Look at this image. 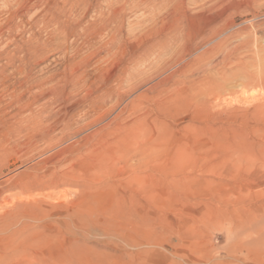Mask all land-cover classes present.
I'll use <instances>...</instances> for the list:
<instances>
[{"label":"rangeland","instance_id":"1","mask_svg":"<svg viewBox=\"0 0 264 264\" xmlns=\"http://www.w3.org/2000/svg\"><path fill=\"white\" fill-rule=\"evenodd\" d=\"M263 63L264 0H0V264H264Z\"/></svg>","mask_w":264,"mask_h":264},{"label":"bare ground","instance_id":"2","mask_svg":"<svg viewBox=\"0 0 264 264\" xmlns=\"http://www.w3.org/2000/svg\"><path fill=\"white\" fill-rule=\"evenodd\" d=\"M210 1H212V0H210ZM181 2H183V1H181ZM183 4H184V2H183ZM180 5H179V7H180ZM202 5H204V4H202ZM171 9H173V8H171ZM178 11L180 12V9ZM179 12H178V14H179ZM190 12H192V11H190ZM175 13H177V12H175ZM169 15L173 19V17L171 16V14H169ZM172 15H174V14H172ZM182 17H183V15H182ZM173 22H175V20ZM187 22H188V20H187ZM219 49H220V47H219ZM243 51H244V49H243ZM237 52L238 51H237L236 48L225 49V51L222 52L219 60L216 61L215 64H213L214 65L213 67H215V66L216 67H219V68L221 67L220 69H222V71H223L226 67H235V66L238 67V66L245 65V60L242 61L240 58L236 57ZM263 64H262L263 67L260 68L259 66H257L252 72L246 73V75L243 77L244 81L240 84V87H242V88H250V87H254V86H264V73L262 71L263 68H264V65ZM260 66H261V64H260ZM156 82H158V81H156ZM158 83H160V82H158ZM151 92H152V90H151ZM221 105H223V106H221L219 108V110H221V111H218V112H220L218 114H220L219 117H223L221 119V121L224 124H227V125H231L232 126V124L238 123L241 126H247L248 128H250L248 126L249 124L252 125L254 123H261V124L264 123V99L263 98H255L254 100H251V101H249V100H240L239 102H236L233 105H232L231 102H223ZM108 128H109V126H108ZM224 128L225 127H220V129H224ZM250 132L251 133L252 132L261 133L260 134V136H261L260 140L261 141L259 143H256V145L258 147V152L263 155L264 154V129H261L259 127L258 129H255L254 130L253 128H250ZM233 143L235 144L234 141H233ZM226 144L227 145H230L232 143L231 142H226ZM239 144H240V146H238V150L239 151H242L244 148H248L249 147V145L248 144H245V143L244 144L239 143ZM232 147H233V145H231L230 148H232ZM242 154L243 155H246V153H243V152H242ZM255 234H256V238L253 241H251V250L252 249L254 250L255 248L258 247V245H261V244H263L262 242H264L263 241L264 240V231H262L261 233L255 232Z\"/></svg>","mask_w":264,"mask_h":264}]
</instances>
